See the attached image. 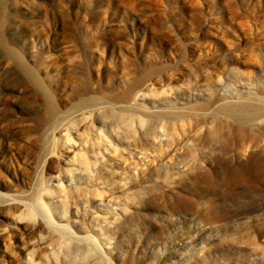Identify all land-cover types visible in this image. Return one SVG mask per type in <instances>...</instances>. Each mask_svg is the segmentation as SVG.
<instances>
[{
    "label": "rangeland",
    "instance_id": "obj_1",
    "mask_svg": "<svg viewBox=\"0 0 264 264\" xmlns=\"http://www.w3.org/2000/svg\"><path fill=\"white\" fill-rule=\"evenodd\" d=\"M6 65L0 264H264V0H0Z\"/></svg>",
    "mask_w": 264,
    "mask_h": 264
},
{
    "label": "bare ground",
    "instance_id": "obj_2",
    "mask_svg": "<svg viewBox=\"0 0 264 264\" xmlns=\"http://www.w3.org/2000/svg\"><path fill=\"white\" fill-rule=\"evenodd\" d=\"M12 68H13L12 65L3 66L2 69H0V79L4 78L5 75L11 76L12 75L11 74ZM24 68H25V70L28 71V67L27 66L24 67ZM30 79H31V81L34 82V86L35 87H38L39 90L43 88L40 84H38L39 82L36 80L35 77L34 78H30ZM4 92H6L9 96H18V95L24 94V91H22V90H20L18 88H13L11 90H4ZM45 93H46V90H45ZM99 104L100 103L97 100H89V101H83V102H81L78 106L80 108H82V107H93L94 108V107L99 106ZM246 111L248 113L247 112H241V113H239L240 111H237L236 110V111L230 112V116H232L233 118H235V120H236L237 123L245 124V125H248L251 122H253V121L261 118V115H260L261 112L260 111H257V110L256 111L246 110ZM144 124H145V122L143 120H140L139 121V126L140 127L143 128L144 127ZM77 136L79 137V134ZM158 137L160 139L166 138V139L162 140V142H167V140H168V138L165 137V135L161 131H160V133L158 132ZM69 138H70V135L68 134L67 141L70 143L71 142V139H69ZM83 148L86 149L85 154L86 153H88V154H86V158L82 159L81 162H82L84 168L87 169L88 168V165L91 164V161H90L91 158L97 160V158L99 157V154L93 153V151H92V150H94L93 147H90L88 145V143H86V142H84ZM29 217L31 219L30 222H32V224H35L37 222V220H38L33 212H30ZM46 224L52 230H56V231L59 230L58 227H56L53 223H51L49 221H47ZM78 240L79 241H86V239H79V238H78Z\"/></svg>",
    "mask_w": 264,
    "mask_h": 264
}]
</instances>
